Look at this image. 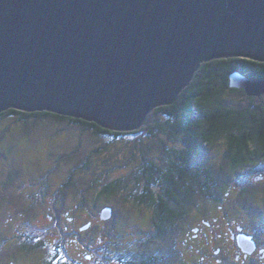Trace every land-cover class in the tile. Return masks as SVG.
I'll return each mask as SVG.
<instances>
[{
    "label": "water",
    "instance_id": "1",
    "mask_svg": "<svg viewBox=\"0 0 264 264\" xmlns=\"http://www.w3.org/2000/svg\"><path fill=\"white\" fill-rule=\"evenodd\" d=\"M235 57L264 62V0H0V113L133 132L202 63ZM228 88L258 98L264 79Z\"/></svg>",
    "mask_w": 264,
    "mask_h": 264
},
{
    "label": "rangeland",
    "instance_id": "2",
    "mask_svg": "<svg viewBox=\"0 0 264 264\" xmlns=\"http://www.w3.org/2000/svg\"><path fill=\"white\" fill-rule=\"evenodd\" d=\"M221 99L228 108L264 107V95L255 98L227 92ZM165 120L151 111L134 134L96 136L80 126L52 119L30 120L25 125L13 118L0 119V263L10 252L7 248L17 241V235L27 233L42 241L40 252L49 250L48 245L59 249L64 237L60 236L58 225L52 230L54 222L44 217L50 214L59 220H72L73 228H65L70 232L67 240L75 237L77 227L90 223L88 232L82 238H74L71 247L66 248L67 254H63L62 259L70 264H115L117 252L105 247L101 251L104 243L120 253L132 251L133 244L141 248V242L152 235L147 221L150 211L133 207L126 199L127 191L106 197L99 195V190L107 182L127 179L146 160L160 166L162 150L183 146L181 135L169 138L144 130ZM224 147V138L217 139L205 148L201 160L211 163L215 170L223 167L216 176L224 183L262 188L256 183V176L264 174V162H258L263 165L261 173L254 169L244 173L229 169L221 159ZM105 208L110 209L111 215L102 222L100 215ZM14 245L11 252H16ZM103 253L106 259L100 257ZM86 255L92 258L90 262L85 260Z\"/></svg>",
    "mask_w": 264,
    "mask_h": 264
},
{
    "label": "trees",
    "instance_id": "3",
    "mask_svg": "<svg viewBox=\"0 0 264 264\" xmlns=\"http://www.w3.org/2000/svg\"><path fill=\"white\" fill-rule=\"evenodd\" d=\"M233 72L261 80L264 79V62L235 57L202 63L172 105L153 110L155 115L164 117L165 122H156L144 129L148 134L160 132L169 138L181 135L184 147L171 152L175 162L167 174L155 164L143 162L127 179H116L102 185L99 195L110 197L118 191H127L126 199L135 196L133 204L150 210L157 218L181 214L195 193H207L210 185L217 181L212 169L205 168L201 160L205 148L212 146L217 139L224 138L226 155L234 168L243 169L254 161L264 160V107L228 108L221 99L227 92L244 94L228 88V75ZM4 118L16 119L22 125L30 120L52 119L80 126L96 136L124 134L45 111L26 113L8 109L0 113V119ZM130 183H134V189L129 187ZM156 223L159 222L156 220Z\"/></svg>",
    "mask_w": 264,
    "mask_h": 264
},
{
    "label": "flooded vegetation",
    "instance_id": "4",
    "mask_svg": "<svg viewBox=\"0 0 264 264\" xmlns=\"http://www.w3.org/2000/svg\"><path fill=\"white\" fill-rule=\"evenodd\" d=\"M183 147L162 150L164 157L160 166L147 160L144 163H153L160 167L162 173L167 174L169 167L175 162L171 152L180 151ZM222 151L221 159L229 169L240 170L241 173L254 169L255 172L261 173L260 168L263 165L258 162L264 160L254 161L243 169L234 168L229 162L225 147ZM203 162L204 167L211 168L215 176L216 171L223 169L219 166L215 170L211 163ZM256 177L259 179L256 183L262 184V188L257 189L245 183L232 186L216 176L217 181L214 180L206 190L207 193H195L181 214H166L157 218L150 212L147 221L150 222L152 235L146 237L145 242L142 241L143 244L141 242V248L132 243V251L120 253L116 247H107L104 243L100 250L105 247L111 252H117L115 264H264V174ZM134 186V183L129 184L131 189H134ZM130 203L133 207L141 209L133 204L135 196L130 198ZM44 217L49 222H54L52 230L57 225L60 228V236H63L64 240L60 242L59 249L57 245H48L49 250L40 252L42 241L27 233L21 237L17 235V241H14L17 245L16 252H11L14 244L9 246L7 249L10 252H6L8 254L0 264H70L62 259L63 254H67L66 248L71 247L70 243H74V238H82L88 232L90 223L77 227V231L71 230L75 231V237L67 240L70 232L65 228H73L70 217L62 220L53 214ZM155 217L159 223L155 224ZM100 221L105 222L101 219ZM137 249L143 250L135 252ZM100 257L106 259L104 253ZM30 258L34 259L33 262ZM67 258L71 259L69 255ZM85 260L90 262L92 258L86 255Z\"/></svg>",
    "mask_w": 264,
    "mask_h": 264
}]
</instances>
